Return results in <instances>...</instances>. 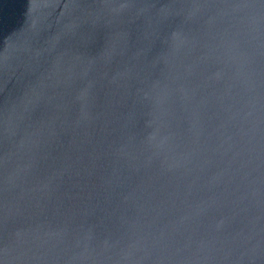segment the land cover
Here are the masks:
<instances>
[{"label":"water","instance_id":"1","mask_svg":"<svg viewBox=\"0 0 264 264\" xmlns=\"http://www.w3.org/2000/svg\"><path fill=\"white\" fill-rule=\"evenodd\" d=\"M0 264H264V0H0Z\"/></svg>","mask_w":264,"mask_h":264}]
</instances>
